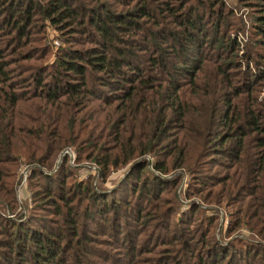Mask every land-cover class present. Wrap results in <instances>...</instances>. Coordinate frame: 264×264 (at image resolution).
Returning a JSON list of instances; mask_svg holds the SVG:
<instances>
[{
    "label": "trees",
    "instance_id": "1",
    "mask_svg": "<svg viewBox=\"0 0 264 264\" xmlns=\"http://www.w3.org/2000/svg\"><path fill=\"white\" fill-rule=\"evenodd\" d=\"M46 24L65 45L43 60ZM230 24L222 0H0V207L23 161L45 211L0 213V264H264V52L239 63ZM67 147L100 181L126 165L116 197L92 175L65 185L66 154L40 170ZM183 172L187 198L226 210L225 241L192 200L171 219L161 194ZM240 223L259 244L229 237Z\"/></svg>",
    "mask_w": 264,
    "mask_h": 264
},
{
    "label": "rangeland",
    "instance_id": "2",
    "mask_svg": "<svg viewBox=\"0 0 264 264\" xmlns=\"http://www.w3.org/2000/svg\"><path fill=\"white\" fill-rule=\"evenodd\" d=\"M254 0H222L224 11L227 16V20L230 24V28L228 30V36L232 37L234 42L237 44V50H234V58L241 60L242 54L241 52H244L248 45H251L252 47L256 48V54L258 55V52H264V46L258 47V43H254L253 41L255 39H259L255 28L252 27L254 24L253 16L257 14L261 9V6L263 4L262 0H256V2H252ZM45 32L39 34V41L40 42H33V43H43L46 44L47 47V53L42 58L43 60L45 58L49 59L53 56V51L56 48V45H65V43L61 40V34H59L54 28H52L50 25L46 24L45 26ZM35 44V45H36ZM262 54V53H261ZM239 55L241 57H239ZM30 61L35 62L36 60H28L27 62L30 63ZM243 62V57H242ZM240 63V62H239ZM246 65H248L250 68L252 67L251 62H245ZM242 68H245V66H242ZM260 90L258 92V97L264 96V82L259 86ZM63 154L67 155L66 163L68 164V172H71V175L73 178H70L66 180L65 185L68 184L71 179H74L76 181H83L84 179L88 178L89 175H92V183L93 185L104 189L106 192H110L108 197H116L114 194L115 190L121 189L122 186L119 183V179L123 175L126 165H122L116 168H110L108 170V173L106 175V178L104 181H100L98 179V174L96 172V166L93 162L87 160V159H81L78 163H75L74 159V150L71 147H67L58 154L56 159L54 160V163L50 169H46L44 167H41L40 170L43 171L45 174H51L54 170H56V167L60 164L61 156ZM145 158L151 159L152 156L149 154H144ZM150 168V167H149ZM15 170V178L16 184H15V198L16 201L14 203V207L12 210L8 208H1L0 207V213L5 218H15L18 215L23 216H36V214L44 215L45 211H40V208H43L44 205H37L38 201H35L32 199L31 196V190L28 186V180L27 177L29 175V165L25 164L23 161H19L15 164L14 167ZM180 168H174L171 170H168L165 173V177L170 176H177L178 173H180ZM215 171L217 173H223L225 171L224 168H221L220 166H217L215 168ZM188 180V174L186 172H183L182 175H180L179 180L175 186V195L173 193L174 188L172 185H168L163 193L161 194V198L166 199V205L170 206V210L173 211L171 215V219L176 217V212H183L188 205L189 201L192 200L193 202L197 203L203 209L201 212V219L206 218L208 215L209 217L211 215L217 216V221L214 225V230L211 231V241L216 240L217 242L225 241L226 240V224L229 220V216L225 209H222L219 206L216 205H209V203H203L201 202L198 197L192 196L191 198H187L185 196V190H186V182ZM18 188H20L18 192ZM113 199V198H112ZM177 199V201H176ZM188 203V205H187ZM233 207H230V212L233 210ZM186 213V212H185ZM184 213V215H185ZM182 215V217L184 216ZM256 231L250 227V225H246L245 223H240L239 227L232 231L229 237L237 238L238 243L236 244H259L260 239L255 233ZM201 250V247L200 249Z\"/></svg>",
    "mask_w": 264,
    "mask_h": 264
},
{
    "label": "built area",
    "instance_id": "3",
    "mask_svg": "<svg viewBox=\"0 0 264 264\" xmlns=\"http://www.w3.org/2000/svg\"><path fill=\"white\" fill-rule=\"evenodd\" d=\"M20 188H18V192H19Z\"/></svg>",
    "mask_w": 264,
    "mask_h": 264
}]
</instances>
